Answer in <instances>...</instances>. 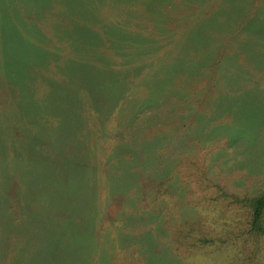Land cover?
Segmentation results:
<instances>
[{
    "label": "trees",
    "instance_id": "1",
    "mask_svg": "<svg viewBox=\"0 0 264 264\" xmlns=\"http://www.w3.org/2000/svg\"><path fill=\"white\" fill-rule=\"evenodd\" d=\"M21 1L0 0V264H264V0ZM243 168V193L212 179Z\"/></svg>",
    "mask_w": 264,
    "mask_h": 264
},
{
    "label": "rangeland",
    "instance_id": "2",
    "mask_svg": "<svg viewBox=\"0 0 264 264\" xmlns=\"http://www.w3.org/2000/svg\"><path fill=\"white\" fill-rule=\"evenodd\" d=\"M26 1H29V0H25V1L22 0L21 1V4H20L21 10L23 7H27V6L31 7L30 3H27ZM30 1H33V3H34V0H30ZM249 2H250V4L256 3V0L246 1V3H249ZM5 7H7L6 4H5ZM32 7L34 8V4L32 5ZM22 12H23V10H22ZM0 19L5 23L6 28H9L11 30L13 29L10 25H8V18L6 16H4V18H0ZM19 22H21V23H19ZM19 22L16 23V25H15V33L19 34L20 38H22L23 37L22 26L24 24H30L31 26L34 25V13L32 14V21L31 22L29 20L27 21V20L22 19V18H19ZM253 22H254V28L256 25H258V27H257L258 31L264 32V4H263V8L260 12V15H258L257 18H255L253 20ZM32 28L34 30V27H32ZM28 35H30V36L34 35V32H31ZM260 35L263 36V34H260ZM254 45L258 50L257 52L259 54L260 59L263 60V62H264V38L258 37L255 44H252L250 46V48H252ZM258 72L259 73H258V77L256 78V82L260 81L261 79L264 81V64L260 65V67L258 68ZM262 97L264 98V94L262 95ZM258 108L260 109V107H258ZM256 110H257V108H256ZM255 117H257L259 119L258 121L264 125V104H261V112L258 113ZM243 173H246L245 168L236 170L235 173L232 175H226L224 172H222L221 175L212 176V179H218L221 182V184L225 185V187L231 189L233 192L238 191V192L243 193L245 191L244 185L236 184V181L238 180L239 176ZM253 182H261V181L259 179L256 181L254 179L249 180L248 181V187L250 190L253 189ZM10 184H11V192L16 195L15 180L11 179ZM201 193L205 194L204 191H201ZM127 220H128L127 223H129V222L140 221L141 219L137 218V217H129ZM142 220H145V219L142 218ZM161 228H162L161 230L163 233L167 232L166 224H163ZM134 229H136V228H134ZM132 232L134 233L133 237H135L138 242H139V240H146L150 245H152V237H151V233L148 229L138 230L135 232H134V230L133 231L130 230L129 234L131 235ZM133 244H134V242H132L129 247L123 248L124 250L120 251L121 256H123L128 262H131L132 254L135 252V249H136V246L135 245L133 246ZM150 245H149V247H150ZM228 254H229V256H230V254L232 256L236 255V254H234V251H233V253L232 252L230 253L229 249L225 252V255H228ZM205 258H207V257L205 256ZM220 259L221 258H218L217 260H220ZM209 264H213V262H211ZM214 264H216V263L214 262Z\"/></svg>",
    "mask_w": 264,
    "mask_h": 264
}]
</instances>
